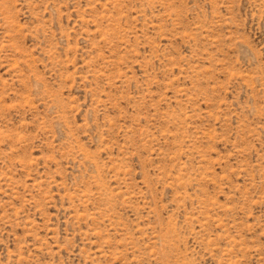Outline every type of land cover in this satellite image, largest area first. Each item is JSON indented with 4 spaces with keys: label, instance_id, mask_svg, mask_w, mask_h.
Instances as JSON below:
<instances>
[{
    "label": "rangeland",
    "instance_id": "374dc122",
    "mask_svg": "<svg viewBox=\"0 0 264 264\" xmlns=\"http://www.w3.org/2000/svg\"><path fill=\"white\" fill-rule=\"evenodd\" d=\"M0 264H264V0H0Z\"/></svg>",
    "mask_w": 264,
    "mask_h": 264
}]
</instances>
